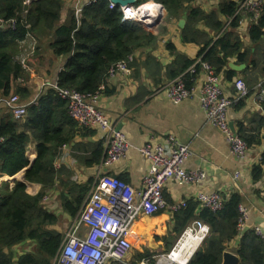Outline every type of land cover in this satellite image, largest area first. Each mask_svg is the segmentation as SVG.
Here are the masks:
<instances>
[{
  "label": "trees",
  "instance_id": "1",
  "mask_svg": "<svg viewBox=\"0 0 264 264\" xmlns=\"http://www.w3.org/2000/svg\"><path fill=\"white\" fill-rule=\"evenodd\" d=\"M147 1L135 0L134 4ZM153 1L165 8V21L185 18V24L180 28V39L183 43L199 46L195 57L178 52L168 41L165 46L173 57L163 68L151 55L159 33L155 34L154 29L138 22L122 20L120 7H109L108 0H91L78 13L71 10L62 23L59 22L64 0H30L28 3L26 0H0V97L12 91L22 101L30 96L27 84L16 83L27 77V71L16 57L21 50L19 41L28 33L37 39V51L39 40L50 36L49 46L54 54L67 56L63 69L58 73L57 86L83 93H93L103 85L100 95L109 94L107 80L110 67L139 49L149 50L145 62L148 71L164 70L168 80L182 75L189 88L197 74L190 73L188 68L197 59L208 62L216 73L226 69L231 58H235L236 63L255 64L252 48L245 47L238 32L243 16L235 12L241 0H216V8L210 11L192 6L194 0ZM164 29L159 25V31ZM248 38L253 47L264 46V4L257 21L249 22ZM129 66L135 68L137 64L132 60ZM227 70L231 71V77L233 70ZM196 71H200L199 64H196ZM157 83L161 84L162 80L157 78ZM248 94L249 89L246 96ZM146 95L149 92H141L139 88L131 100L137 103ZM246 96L234 107H241ZM261 106L263 113L254 112L237 124V133L250 148L261 144L264 138V102ZM23 118L24 123H21L22 119L14 118L7 110L0 115V177L13 176L24 169V179L14 181L12 187L9 181L0 182V264H51V258L64 236L59 229L63 216L50 211L45 203L51 204L49 196H53L57 202L53 207L58 205L63 214L73 219L83 206L93 182L91 178L84 182L73 180L72 172L62 164L57 166L55 161L60 147L70 144L75 132L85 136L95 131L81 126L75 131L77 123L68 115L67 101L53 87H47L36 101L26 105ZM243 123H253L254 126L248 129ZM31 138L36 141V157L32 161L26 155ZM72 149L79 150V144L75 143ZM103 151L100 138L90 145L88 153H73V157L90 167L100 164ZM263 166L264 153L252 165L254 183L261 182ZM25 181L40 184V190L35 194L28 193ZM240 205H243L242 197L237 191L223 195L222 207L215 211L200 206L194 198L186 199V206L171 214L168 235L164 237V252L171 249L191 222L198 220L208 226V234L186 264H220L223 252L234 241H238L237 245L233 243V251L239 256V264H264V240L254 228L239 229ZM25 242L33 244L31 250L17 254L15 246H23ZM156 253L144 249L134 252L132 259L147 258L155 264L152 256Z\"/></svg>",
  "mask_w": 264,
  "mask_h": 264
},
{
  "label": "crops",
  "instance_id": "2",
  "mask_svg": "<svg viewBox=\"0 0 264 264\" xmlns=\"http://www.w3.org/2000/svg\"><path fill=\"white\" fill-rule=\"evenodd\" d=\"M29 1L26 0L27 3ZM89 1L91 0H64L59 23L65 21L71 10L79 9L82 3L85 5ZM146 4L152 3L148 2ZM216 4V0H194L191 3L192 6H199L205 11L214 10ZM165 15L166 10H164ZM241 15L243 19L240 21L238 32L245 47L252 48L256 62L254 65L236 63L235 58H231L228 61V67L218 73L220 87L228 97H234L236 94L234 88L236 78L243 79L249 89V94L244 98L242 106L239 108L233 106L227 112L228 120L233 123L235 130L239 122L248 119L254 112L263 113L261 103L264 102L256 98L258 83L264 80V46L256 45L253 47L250 43L248 38L249 21L245 14ZM179 19L169 21L162 19L159 24L165 27L162 31H159V25L153 27L154 33L159 34L157 44L151 55L163 68L171 62L173 57L165 46L168 41L175 45L178 52H183L191 58L196 56L199 49L198 45L181 41L180 28L177 25ZM51 41L50 36L39 40V50L36 49L37 53L35 52L29 60L28 69L26 70L27 77L16 82L27 84L30 90L28 99L21 100L26 105L36 101L43 90L51 87L49 84H54L57 81L58 73L66 63L67 56L54 54L49 46ZM148 53L149 50L147 49L136 50L133 57L137 67L130 66V70L121 71L109 77L107 80L109 94L100 95L97 103V108L107 116L110 124L115 129L123 132L129 141L130 146L125 155L111 164L102 165L100 163L87 167L77 162L73 157V153H88L90 145L97 143L100 137L95 133L81 136L80 132H75L74 140L70 144L60 147L59 157L56 159L55 164L66 166L72 172V179L78 182H84L89 178L93 181L98 174L108 173L122 177L132 187L140 189L149 163L140 153L139 148L146 143H158L160 139L170 134L178 142L188 144L191 148L192 152L185 160L184 167L187 170H202L205 177L202 185L179 183L173 179L167 180L162 191L167 203L192 199L198 191L205 193L218 192L222 196L237 191L241 195L242 204L247 210L245 228L260 227L264 232V199L262 198L264 196V175L261 182L258 183H254L251 178V168L254 163H257L258 157L261 156L264 138L261 144L250 148L247 159L237 160L229 152L223 134L206 122L198 98V89L204 78V71H198L196 75L193 94L180 103H173L163 92H156L159 87L165 85L169 80L166 78L164 70L148 71L146 69L145 62ZM229 63L233 65L245 64V66L243 69L237 70L229 67ZM227 69L233 70L231 77L229 76L231 71ZM157 78L162 80L161 84L157 83ZM139 88L141 92L148 91L149 95L134 103L131 98L135 97ZM6 110V107L0 104V115ZM24 119L22 118L21 123H24ZM243 124L248 129L254 126L253 123ZM79 128L77 125L75 131ZM35 143L36 141L31 138L27 146L26 155L30 161L36 157ZM75 143L79 144V150L72 149ZM236 170L240 173L238 177H234ZM18 173L13 176H2L0 182L9 181L10 187H12L14 181L19 178ZM14 176L16 178H13ZM25 184L26 191L30 194L37 193L41 188V185L37 183L25 181ZM172 213L168 209H161L154 214L141 213L138 215L132 224L131 259L134 252H142L144 249L156 251V254L164 253L166 247L164 237L168 235L167 231ZM85 230L83 228L82 232ZM233 243L235 241L229 243L226 250L234 252ZM14 250L19 254L26 249L21 245H17Z\"/></svg>",
  "mask_w": 264,
  "mask_h": 264
},
{
  "label": "built area",
  "instance_id": "3",
  "mask_svg": "<svg viewBox=\"0 0 264 264\" xmlns=\"http://www.w3.org/2000/svg\"><path fill=\"white\" fill-rule=\"evenodd\" d=\"M109 1V7L116 3ZM156 11L145 14L144 3L140 5H122V20L138 23L151 21L160 14V5L152 3ZM264 0H241L238 3L236 14H245L249 22H256L263 11ZM80 9H76V13ZM14 25V21H11ZM20 53L17 61L27 70L30 58L35 54L37 39L27 34L19 41ZM133 56L117 61L109 71L108 77L118 72L130 70L129 62ZM196 64L200 71H204V78L198 89V98L205 115L206 122L218 129L224 136L229 152L237 160L247 159L250 147L232 130L227 117L228 110L246 96L248 87L241 78L234 80L236 94L234 97L225 95L219 84L218 74L213 67L205 61L197 59L188 70L198 74ZM55 88L59 95L66 99L68 115L78 125L93 129L103 140L104 151L101 164H111L122 158L129 149V141L125 134L110 124L107 116L97 108L100 96V85L93 93H83L75 89L60 88L57 81L49 84ZM163 92L173 103H180L193 94V87H188L182 75L169 80L159 87L156 92ZM257 100L264 101V80L258 83ZM0 104L16 119H22L26 113V104L21 102L15 92L0 97ZM140 153L148 160L149 167L142 179L140 189H135L123 179L108 173H101L93 180L83 206L72 219L69 228L64 233L61 245L51 258V264H151L149 259L143 258L133 262L130 258L132 250L131 226L141 213L154 214L161 209L175 212L186 206L182 199L167 203L163 197V187L167 180L173 179L179 183L202 185L205 173L202 170H187L185 160L191 154L188 144L180 143L173 135H166L158 143H146L139 148ZM264 153V146L261 155ZM261 156L258 157V161ZM240 175L235 171L234 177ZM200 206L215 211L222 207V195L218 192L205 193L198 191L193 197ZM239 229L245 228L247 210L243 205L239 207ZM86 230L82 232V229ZM208 226L195 220L180 234L176 243L167 253L153 255L155 264H185V262L170 259L174 250L181 247L187 238H198L202 241L208 234ZM255 232L264 240V232L260 227ZM197 246L192 247L191 254Z\"/></svg>",
  "mask_w": 264,
  "mask_h": 264
},
{
  "label": "water",
  "instance_id": "4",
  "mask_svg": "<svg viewBox=\"0 0 264 264\" xmlns=\"http://www.w3.org/2000/svg\"><path fill=\"white\" fill-rule=\"evenodd\" d=\"M111 2H114L117 5H128V4H134L135 0H111ZM83 6H84V4L82 3L81 7H83ZM162 9H163V7L161 5L160 10L162 11ZM162 19H163V14L160 13V15H158L156 18H153L152 21H150L148 23L143 22L142 24L146 27L153 29V27L158 25ZM184 24H185V19L181 18L178 20L177 25L179 28H182L184 26ZM244 66H245V64L233 65L232 63H229V67H232V68L237 69V70L243 69ZM229 125H230L232 130H235V127H234L232 122H229ZM18 174H19L18 180H23L24 179V177H23L24 169L21 170ZM13 178H16V176H14ZM237 244H238V241H235V245H237ZM6 251H7V249H6ZM220 264H239V256L234 252L225 250L222 254V260H221Z\"/></svg>",
  "mask_w": 264,
  "mask_h": 264
},
{
  "label": "bare ground",
  "instance_id": "5",
  "mask_svg": "<svg viewBox=\"0 0 264 264\" xmlns=\"http://www.w3.org/2000/svg\"><path fill=\"white\" fill-rule=\"evenodd\" d=\"M143 11L145 14H151L156 11V7L153 4H147L144 6ZM147 142V141H146ZM132 231V226H131ZM200 240L198 238H187L180 248L173 251L170 255V259L175 261L185 262L192 252V247L194 248L199 244ZM193 255V254H192Z\"/></svg>",
  "mask_w": 264,
  "mask_h": 264
},
{
  "label": "rangeland",
  "instance_id": "6",
  "mask_svg": "<svg viewBox=\"0 0 264 264\" xmlns=\"http://www.w3.org/2000/svg\"><path fill=\"white\" fill-rule=\"evenodd\" d=\"M145 5H147V4H145ZM49 197L51 198V199H49V201H51V204H48V202H47V203H45V205H46V207H47L50 211L56 213L59 217H60V216H63L62 218H60L59 229H62L63 232H66L67 229H68L69 226H70V223H71L72 219L69 218L68 216H66L65 214H63L62 211H61V209H59L58 205H57L56 207H53V204H56L57 202H56V200L53 198V196H49ZM32 245H33V244H32L31 242H25V243L23 244V247H24L25 249L31 250ZM132 255H133V254H132Z\"/></svg>",
  "mask_w": 264,
  "mask_h": 264
},
{
  "label": "clouds",
  "instance_id": "7",
  "mask_svg": "<svg viewBox=\"0 0 264 264\" xmlns=\"http://www.w3.org/2000/svg\"><path fill=\"white\" fill-rule=\"evenodd\" d=\"M148 2L155 3V4H159V3L154 2L153 0H152V1H149V0H148L147 2H144V4H146V3H148ZM116 5H117V4H116ZM131 5L136 6L135 4H131ZM139 5H140V4H139ZM159 5L161 6V4H159ZM117 6L120 7V6H122V5H117ZM162 7H163V6H162ZM79 9H80V8H79ZM120 10H121V9H120ZM159 10H160V9H159ZM164 10H165V8H163L162 11L160 10V13L163 14V17L166 16V15L164 16ZM75 11H76V10H75ZM121 13H122V12H121ZM159 15H160V14H159ZM163 19H164V18H163ZM183 19H185V18H183ZM151 21H152V20H151ZM148 22H150V21H148ZM148 22H144V23H148ZM142 23H143V22H141L140 24H142ZM142 25H143V24H142ZM143 26H144V25H143ZM132 56H133V54H132ZM133 60H134V57H133ZM129 67H130V66H129ZM217 74H218V73H217ZM170 80H171V79H170ZM192 87H193V86H192ZM189 97H190V96H189ZM186 99H187V98H186ZM76 123H77V122H76ZM77 125H78V123H77ZM78 126H80V125H78ZM81 127H83V126H81ZM95 133H96V131H95ZM96 135H97V133H96ZM64 233H65V232H64ZM179 236H180V235H179ZM178 238H179V237H178ZM178 238H177V239H178ZM176 241H177V240H176ZM176 241H175V243H176ZM201 242H202V241H200V243L197 245V248L199 247V245L201 244ZM175 243H174V244H175ZM174 244H173V245H174ZM172 247H173V246H172ZM172 247H171V248H172ZM197 248H196V249H197ZM196 249H195V250H196ZM170 250H171V249H170ZM170 250H169V251H170ZM169 251H168V252H169ZM164 253H167V252H164ZM193 253H194V252H193ZM193 253H192V254H193ZM158 254H161V253H158ZM158 254H155V255H158ZM192 254H190V256L188 257V259L185 261V264L188 262V260H189L190 257L192 256ZM130 258H131V257H130ZM131 260H132V259H131ZM132 261H133V260H132ZM139 261H140V260H139ZM133 262H138V261H133Z\"/></svg>",
  "mask_w": 264,
  "mask_h": 264
}]
</instances>
